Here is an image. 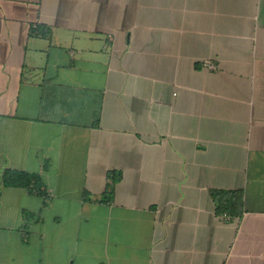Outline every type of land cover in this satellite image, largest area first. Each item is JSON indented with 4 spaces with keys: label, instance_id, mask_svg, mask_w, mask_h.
<instances>
[{
    "label": "crops",
    "instance_id": "1",
    "mask_svg": "<svg viewBox=\"0 0 264 264\" xmlns=\"http://www.w3.org/2000/svg\"><path fill=\"white\" fill-rule=\"evenodd\" d=\"M0 264H264V0H0Z\"/></svg>",
    "mask_w": 264,
    "mask_h": 264
},
{
    "label": "trees",
    "instance_id": "2",
    "mask_svg": "<svg viewBox=\"0 0 264 264\" xmlns=\"http://www.w3.org/2000/svg\"><path fill=\"white\" fill-rule=\"evenodd\" d=\"M33 33L35 35L41 34L49 36L48 33H44V31L38 32L37 29ZM4 182L7 186H23L31 190L35 189L43 195L46 194L43 180L38 175L9 170L4 175ZM212 195L217 202L219 213L223 215L228 214L230 217L231 214L239 213L237 212L238 197L236 193L213 191Z\"/></svg>",
    "mask_w": 264,
    "mask_h": 264
},
{
    "label": "built area",
    "instance_id": "3",
    "mask_svg": "<svg viewBox=\"0 0 264 264\" xmlns=\"http://www.w3.org/2000/svg\"><path fill=\"white\" fill-rule=\"evenodd\" d=\"M203 66L209 70H217L218 67L217 65L215 64V62L211 61V60H206L203 62ZM222 218L224 220H228L230 218V216L228 214H224L222 215Z\"/></svg>",
    "mask_w": 264,
    "mask_h": 264
}]
</instances>
